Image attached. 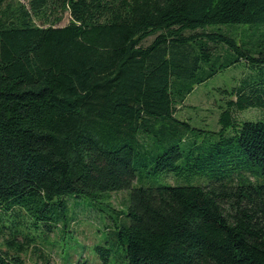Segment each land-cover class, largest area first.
<instances>
[{
  "label": "trees",
  "instance_id": "obj_1",
  "mask_svg": "<svg viewBox=\"0 0 264 264\" xmlns=\"http://www.w3.org/2000/svg\"><path fill=\"white\" fill-rule=\"evenodd\" d=\"M236 25L264 0H0V264H47L31 229L72 241L82 200L109 211L95 264H264V117H235L264 115V47ZM238 65L218 130L176 117Z\"/></svg>",
  "mask_w": 264,
  "mask_h": 264
},
{
  "label": "rangeland",
  "instance_id": "obj_2",
  "mask_svg": "<svg viewBox=\"0 0 264 264\" xmlns=\"http://www.w3.org/2000/svg\"><path fill=\"white\" fill-rule=\"evenodd\" d=\"M25 2V0H20ZM68 17L63 20L61 25L67 24ZM237 39L251 38L255 44L264 47V25H236L231 30ZM150 40V39H149ZM248 74V68L238 65L236 67L227 68L221 72L214 74L204 82L197 84L193 90L186 96L181 107L178 108L176 117L178 119L187 120L193 127L204 130H218V116L221 105H224L223 89L235 87L238 82ZM235 117L239 120H255L264 117L263 112L256 109H248L243 112H236ZM156 181V182H153ZM172 183V180H168ZM163 183V180L144 179L138 186L149 187L157 183ZM129 199V191H120L110 194V203L115 210H124ZM84 211L80 208L76 209L72 214L73 219L69 223L65 236H71L73 240L62 239L60 229L54 233L47 234L42 225H38V229H31V234L41 237L44 244L45 253L50 255L47 264H73L77 260L85 261L86 264H95L91 258L97 260L93 246L101 241L106 234V227L110 225L108 213L104 202L101 204H93L89 201H81ZM102 210V211H101ZM49 246H47V245ZM37 253L31 250L27 254L28 262L37 260ZM69 255L68 260H64ZM95 260V261H96ZM46 261L39 259V264Z\"/></svg>",
  "mask_w": 264,
  "mask_h": 264
}]
</instances>
